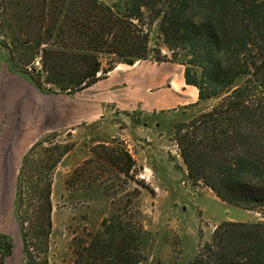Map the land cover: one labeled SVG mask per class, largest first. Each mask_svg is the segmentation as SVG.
Wrapping results in <instances>:
<instances>
[{"label": "trees", "instance_id": "trees-1", "mask_svg": "<svg viewBox=\"0 0 264 264\" xmlns=\"http://www.w3.org/2000/svg\"><path fill=\"white\" fill-rule=\"evenodd\" d=\"M12 1L0 0V9L7 12ZM154 5V0L30 3L26 24L37 31L32 36L26 32L23 38L10 36L16 48L25 50L16 60L7 49V60L25 73L21 69H28L27 64L39 56L45 72L42 81L61 91L84 87L98 78L101 61L96 53L113 54L116 62L126 64L149 57L142 16L144 9L154 10ZM152 17L173 51L172 58L183 65L185 83L197 88V99L190 105L212 100L174 125L172 138L188 179L201 180L229 205L249 211L264 208V0H163ZM4 22L0 21L1 29ZM113 67L108 65L105 72ZM29 78L42 87L39 76ZM47 198V210L36 216L35 223L24 227L20 222L23 257L18 264H48L45 255L36 259L32 250V239H46L49 233ZM116 227L106 226L99 238L105 253L112 251L110 237ZM127 229L130 238L127 243L122 238L118 247L115 244L112 264H138L145 258L144 230L138 223ZM235 230H240L236 246H224V234ZM11 249L8 235L0 233V263ZM183 264H264V222L223 221Z\"/></svg>", "mask_w": 264, "mask_h": 264}, {"label": "rangeland", "instance_id": "rangeland-1", "mask_svg": "<svg viewBox=\"0 0 264 264\" xmlns=\"http://www.w3.org/2000/svg\"><path fill=\"white\" fill-rule=\"evenodd\" d=\"M99 1L121 4L127 0ZM154 1V10L144 9L142 16L143 28L148 31L147 59L157 61L154 57L159 55L164 57L162 61L179 63L163 42L156 21H152L154 11L163 3ZM42 2L14 0L7 12L0 9V21H5L3 29L0 25V60H7V49L13 51L10 55L16 60L22 55L25 49L16 48L10 36L23 38L26 32L31 36L36 33V29L27 28L25 14L30 3L41 6ZM96 55L101 61L98 76L106 73L108 65L117 63L113 54ZM26 67L21 70L33 79L39 76L40 86L59 89L42 81L45 72L41 71L39 56ZM211 103L207 100L196 106L178 107L175 114L184 121ZM159 116L156 127L153 117L133 111L130 118L108 116L42 136L23 155L12 188L11 182L0 181V233L8 235L12 244L10 254L0 264H18L22 260L20 222L29 227L36 216L46 212L45 196L50 205L49 233L46 239H32V250L36 259L45 255L48 264H112L115 244L118 247L122 238L127 243V228L137 223L145 233V258L138 264H183L223 221L264 222V208L246 211L229 205L201 180L188 179L179 147L172 138L174 125L180 119L168 121L170 115L164 111ZM17 179L19 196L14 202ZM106 226L118 228L116 237L114 233L110 237L112 251L108 253L99 240ZM239 232L224 234L223 245L236 246Z\"/></svg>", "mask_w": 264, "mask_h": 264}, {"label": "crops", "instance_id": "crops-1", "mask_svg": "<svg viewBox=\"0 0 264 264\" xmlns=\"http://www.w3.org/2000/svg\"><path fill=\"white\" fill-rule=\"evenodd\" d=\"M196 99L197 88L185 83L183 65L175 62H117L90 84L61 91L37 86L1 59L0 181L11 182L12 188L23 155L48 133L72 130L108 116L130 118L133 111L153 117L156 127L163 111L170 115L168 121H182L175 114L178 107Z\"/></svg>", "mask_w": 264, "mask_h": 264}]
</instances>
